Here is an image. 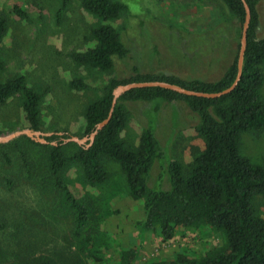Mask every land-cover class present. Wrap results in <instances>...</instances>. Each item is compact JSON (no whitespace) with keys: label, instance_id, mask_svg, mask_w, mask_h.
I'll return each instance as SVG.
<instances>
[{"label":"rangeland","instance_id":"obj_1","mask_svg":"<svg viewBox=\"0 0 264 264\" xmlns=\"http://www.w3.org/2000/svg\"><path fill=\"white\" fill-rule=\"evenodd\" d=\"M119 1L126 9L109 22L128 53L113 56V69L102 71L69 57L71 51L92 45L90 29L100 22L81 7L80 0H0V15L7 24L0 40V81L21 74L28 86L42 94L39 130L26 124L18 93L0 104V264H32L41 257L56 264H121L126 250L135 253L131 264H166L177 254L197 256L223 241L219 232L206 225L179 229L168 239L158 228L142 227V201L129 195L123 171L108 158L103 159L107 179L100 186L84 182L76 162L61 172L90 211V220L79 231L74 229V215L64 195L54 185L46 158L49 147L40 145L51 141L42 143L37 138L86 137L84 107L110 77H128L137 68L143 73L214 81L237 51L242 23L222 0ZM16 7L25 16L18 15ZM256 8L257 35L264 37V0ZM262 69L264 74V64ZM74 78L81 79L85 88H72ZM260 94L264 97V81ZM119 102L127 111L120 136L129 146L138 143L147 118L153 120L163 156L154 160L147 183L169 188L168 162L178 160L187 170L203 148L204 139L194 129L200 117L182 100ZM72 142L61 143H69L63 147L66 153L79 145ZM239 147L242 155L264 166V129L241 134ZM254 203L264 217V199L258 196Z\"/></svg>","mask_w":264,"mask_h":264},{"label":"trees","instance_id":"obj_2","mask_svg":"<svg viewBox=\"0 0 264 264\" xmlns=\"http://www.w3.org/2000/svg\"><path fill=\"white\" fill-rule=\"evenodd\" d=\"M229 11L243 22L245 9L241 0H222ZM250 9L246 30L241 76L236 86L228 93L217 97H197L178 94L160 87L133 88L117 99L109 120L96 133L93 141L76 145L73 152L66 153L57 135L46 136L49 142L40 144L49 147L46 158L54 185L64 195L73 212L75 231L90 220V211L80 203L61 178V172L70 162L79 164L84 182L100 186L107 179L103 159L116 161L125 176L129 195L142 201L143 217L140 225L158 228L164 238H172L179 229L209 226L219 232L223 241L197 256L177 254L166 264H264V217L256 212L254 200L264 199V166L253 162L240 152L241 134L264 129V97L260 87L264 81V37L257 35L260 0H245ZM81 7L100 22L91 27L92 45L82 50H73L69 57L77 64L102 71L113 69V56L122 58L128 49L121 41L117 30L109 22L114 20L126 4L119 0H80ZM64 4L58 9L60 14ZM14 11L25 16L20 8ZM6 19L0 15V40L6 32ZM239 43L237 44V51ZM237 51L223 75L214 81L199 78H183L165 73H143L137 68L128 77H110L102 86L99 95L90 100L83 111V133L88 135L96 123L103 120L110 109L113 89L130 81L162 80L188 89L203 92H218L227 88L237 73ZM74 89L85 88V83L74 78ZM18 93L21 108L29 128L39 130L41 124L40 101L42 94L27 85L21 74H14L0 81V104ZM160 98L166 102L182 100L200 117L194 129L203 137V148L194 154L188 169L172 159L167 171L170 185L167 189L148 185L147 179L155 159L163 156V149L153 131V120L147 118L136 146H129L120 133L127 122V111L119 100L150 101ZM159 106H155L156 111ZM67 137V136H66ZM35 143L29 137H26ZM135 253H122L121 264H131ZM32 264H56L45 257ZM162 264V263H153Z\"/></svg>","mask_w":264,"mask_h":264},{"label":"water","instance_id":"obj_3","mask_svg":"<svg viewBox=\"0 0 264 264\" xmlns=\"http://www.w3.org/2000/svg\"><path fill=\"white\" fill-rule=\"evenodd\" d=\"M244 5L245 9V16L244 20L241 24V35H240V41H239V48L237 51V61H236V66H237V73L236 77L233 80V82L225 89H222L221 91L218 92H203V91H197L193 89H188L183 86H180L175 83H170L167 81H162V80H146V81H130L126 83H121L118 84L112 91V100H111V106L109 109V112L107 116L101 120L100 122L96 123L91 132L83 138H80L75 135L68 136L62 140V142H69L73 141L78 143L79 145H82L85 139L87 138L89 140V143H91L96 135V133L104 126V124L109 120L111 114H112V109L117 101V99L122 95L124 92L133 89V88H142V87H160V88H165L172 90L178 94L181 95H186V96H197V97H217L223 94H226L230 92L237 84L240 76H241V69H242V61H243V54H244V48L246 44V30L248 27L249 19H250V9L246 3L245 0H241ZM38 133V132H36ZM2 138H0L1 140ZM38 141L42 143H47L48 141L45 140L44 138H37ZM51 144H56L55 142H50Z\"/></svg>","mask_w":264,"mask_h":264}]
</instances>
